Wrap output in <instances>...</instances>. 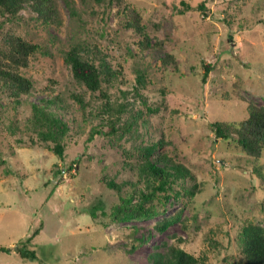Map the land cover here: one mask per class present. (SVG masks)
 I'll use <instances>...</instances> for the list:
<instances>
[{
  "label": "rangeland",
  "instance_id": "1",
  "mask_svg": "<svg viewBox=\"0 0 264 264\" xmlns=\"http://www.w3.org/2000/svg\"><path fill=\"white\" fill-rule=\"evenodd\" d=\"M57 1L60 24L31 21L23 10L26 21L6 26L49 54H38L23 70L35 82L34 93L22 96L20 105L2 100L0 247L10 251L0 252V264H150L156 246L180 239L187 252L208 256L206 264H238L242 226H264V181L254 171L259 166L264 172V156L254 160L217 138L213 123L240 122L250 103L264 106V0H210L205 11L198 8L204 0H124L141 12L152 44L163 41L145 52L132 29H118L116 3L103 15L96 0H74L81 20L75 22L67 2ZM184 1L193 9L180 14ZM93 44L113 69L124 66L125 83L111 92V103H118V111L126 107L122 120L134 116L137 123L122 138L89 139L94 127L111 124L116 113L104 112L106 101L76 80L62 52L81 45L85 53ZM168 53L175 60L163 66ZM206 65L212 70L204 82ZM138 68L146 70L144 85L137 81ZM57 95L68 105L60 116L71 129L63 158L25 132L30 103ZM10 120L18 131L9 129ZM152 144L189 168L201 191L194 198L180 195L164 208L159 204L165 211L154 219L112 222L110 208L118 196L107 182L135 181L136 173L123 162ZM94 206L100 208L97 217ZM178 211L183 221L164 233L155 228ZM24 245L35 250L36 259L20 255Z\"/></svg>",
  "mask_w": 264,
  "mask_h": 264
},
{
  "label": "trees",
  "instance_id": "2",
  "mask_svg": "<svg viewBox=\"0 0 264 264\" xmlns=\"http://www.w3.org/2000/svg\"><path fill=\"white\" fill-rule=\"evenodd\" d=\"M70 8L71 15L75 22H81L78 9L74 0H65ZM86 2V0H82ZM204 0L198 6L205 11L207 2ZM104 6V14L111 12L116 3V16L119 20L118 29H132L134 35L138 37L137 45L141 52L151 48L159 49L163 41L158 40L152 44V38L141 12L130 2L124 0H96ZM184 9H180V14H185L192 10L193 6L184 1ZM57 0H0V119L3 115V99H10L16 105L22 104L21 97L34 93L36 89L32 78L26 76L23 70L31 65V62L38 54L48 55V48L41 43H35L14 30H8L6 26L11 23L25 20L22 13L25 10L31 21H40L45 26L60 24L62 14L58 8ZM36 15V16H35ZM103 19V18H102ZM26 21V20H25ZM85 49V46L83 47ZM86 50V49H85ZM96 44L91 45L84 53L81 45L72 46L70 50H62L65 60L71 66L76 80L87 86L93 93H99L104 103V112L116 113L115 121L106 125L99 124L94 127L89 135L93 139L96 135H117L118 138L130 134L137 123L136 117L131 120H122V107L117 110L118 103H111L113 96L111 92L118 88L119 83L124 84L125 70L123 64H118L113 69L108 60V55ZM173 54H166L162 59L163 66H167L174 61ZM212 66L206 65L203 74V81L207 82ZM146 70L138 68L137 81L140 85L146 83L148 78ZM31 115L27 118L25 132L36 134L42 141V146L55 152L61 158L64 156L66 147L65 139L70 135L71 129L63 119L61 111H67L68 105L60 96H51L42 100L40 104L30 103ZM248 116L246 119L237 122L216 121L213 123V132L217 138L227 141L240 147L246 154L253 156L254 160H259L264 156V106L250 103L248 105ZM74 122H76L74 120ZM10 130L18 131V125L10 120ZM118 124V126H117ZM125 125V126H124ZM16 129V130H15ZM123 129V131L121 130ZM23 131V130H21ZM122 131V133L120 132ZM34 134V135H35ZM38 139V140H39ZM35 144L36 140H33ZM24 143V142H23ZM53 144V145H52ZM158 145L145 146L128 158L123 163L134 171L137 175L135 181L117 183L109 180V189L117 192L118 201L110 208L109 214L112 222H132L151 220L165 211L164 208L170 200L178 198L180 195L194 198L201 191V183L196 180L194 173L184 164L178 162L166 153L157 152ZM157 153V154H155ZM3 160V159H2ZM80 161L78 158L75 160ZM72 162V163H75ZM3 162H6L3 160ZM73 168L71 164L69 170ZM78 168V167H77ZM256 175L264 181L263 168L254 167ZM62 173V169L59 170ZM192 182V183H190ZM104 208L107 207L104 203ZM103 208V209H104ZM98 206H94L92 211L97 217ZM183 221L182 211H178L173 216L164 218L156 223L155 228L164 233L175 223ZM35 234L27 239V243L33 240ZM239 251L241 257L238 264H264V226L255 222H248L242 226L239 237ZM180 242L168 243L156 246L155 250L148 256L150 264H206L208 256L196 257L187 252ZM9 250L0 247L1 251ZM10 251V250H9ZM8 251V252H9ZM23 258L34 260L37 257L35 250L24 245L19 250Z\"/></svg>",
  "mask_w": 264,
  "mask_h": 264
}]
</instances>
